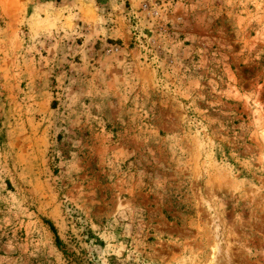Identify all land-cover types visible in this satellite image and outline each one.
I'll use <instances>...</instances> for the list:
<instances>
[{
  "label": "rangeland",
  "instance_id": "374dc122",
  "mask_svg": "<svg viewBox=\"0 0 264 264\" xmlns=\"http://www.w3.org/2000/svg\"><path fill=\"white\" fill-rule=\"evenodd\" d=\"M0 264H264V0H0Z\"/></svg>",
  "mask_w": 264,
  "mask_h": 264
},
{
  "label": "trees",
  "instance_id": "16d2710c",
  "mask_svg": "<svg viewBox=\"0 0 264 264\" xmlns=\"http://www.w3.org/2000/svg\"><path fill=\"white\" fill-rule=\"evenodd\" d=\"M51 231H52V233H53L54 236H55V241L57 242V245H59V247H61L62 244H61V242H60V240H59V238H58V236H57V234H56V230H55V228H54L53 226L51 227Z\"/></svg>",
  "mask_w": 264,
  "mask_h": 264
}]
</instances>
